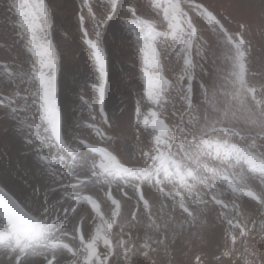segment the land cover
I'll list each match as a JSON object with an SVG mask.
<instances>
[{"label":"snow or ice","instance_id":"1","mask_svg":"<svg viewBox=\"0 0 264 264\" xmlns=\"http://www.w3.org/2000/svg\"><path fill=\"white\" fill-rule=\"evenodd\" d=\"M4 3L0 50L9 60L0 71V141L5 137L12 141L15 156L7 147L0 151V264H110L118 255L117 249L127 264L135 245L130 248L132 241L123 238L125 228L131 230L140 224L141 208L147 218L145 227L157 237L165 231L167 239L166 230L171 224L153 219L154 202L161 197L174 202V210L179 209L192 222L211 211L209 205L219 207L218 218L228 225L226 238L233 247L218 260L234 254L237 235L247 238L252 232H264V188L254 191L249 187L251 177L238 170L247 165L251 173H259L264 184V86L258 88L245 78L247 22L239 21L237 30L231 32L203 2L167 0L164 5H156L163 7L167 31L157 32L152 24L136 19V0H106L97 12L88 9L95 35L92 40L87 39L85 18L80 16L85 43L98 69L100 116L110 128L104 108V33L113 23L122 26L127 15L131 31L142 42L145 94L161 111L151 112V122L147 117L143 120L144 128L150 126L154 135L151 148L141 152L140 165L133 158L122 162L106 148H91L75 135L76 128L63 132L57 107L59 58L52 38L53 13L45 0ZM197 16L206 19L210 34L215 35L217 44L227 48L231 60L226 84H218L209 74L202 78L199 96L192 83L197 67L193 50L203 60L212 41L194 23ZM157 37H162L160 44L174 48L182 59V74L174 83L165 77ZM172 91L181 101L175 132L161 118L166 111L165 97ZM140 115L137 102L138 127ZM240 118L246 127L237 129L235 123ZM88 128L101 140L115 143L119 139L106 135L95 124ZM229 138L238 142H230ZM82 148L91 149L99 158L89 157ZM168 184L174 190L165 191ZM201 188L207 192L201 193ZM226 195H231V201L224 198ZM243 197L256 202L253 211L261 221L259 228L252 211L236 202ZM101 199L110 201L112 207L107 218L101 213ZM133 199L137 211L125 216L123 204ZM89 217L99 223L85 238L84 223ZM114 224L120 229L115 243L109 238ZM146 236L143 249L151 248L152 236L147 232ZM101 242L103 253L98 250ZM154 242L160 245L165 241L157 238ZM197 264H201L200 257ZM245 264L254 262L246 260Z\"/></svg>","mask_w":264,"mask_h":264},{"label":"rangeland","instance_id":"2","mask_svg":"<svg viewBox=\"0 0 264 264\" xmlns=\"http://www.w3.org/2000/svg\"><path fill=\"white\" fill-rule=\"evenodd\" d=\"M45 2L48 3L49 10L53 13L52 38L57 45L59 58L56 73L57 107L61 113L63 132L69 133L71 128H76L75 135L83 139L91 148H106L122 159V162L133 158L142 165L141 152L151 148L154 135V130L150 126L144 128L143 120L147 117L151 122V112L159 113L161 109L148 100L145 94L147 86L143 75V54L140 51L142 42L131 31L128 16L123 17L124 24L122 26L119 23H113L111 28L104 33L101 42L107 60L104 108L109 123L112 125L110 128L109 125L103 124V118L100 116L98 69L95 66L94 58L90 56V46L85 43L79 19L81 15L84 16L83 27L89 33L87 39L94 40L95 35L92 31L88 9L91 7L93 12H97L101 5L106 3V0H45ZM136 2L138 4L136 17L138 21L142 20L146 25L152 24L156 27L157 32L167 31L163 7L156 6L157 4H166L167 0H136ZM196 2H203L205 6H210L209 11H213L217 19L231 32L237 30L239 21L248 23L249 28L244 34L245 78L258 88L264 86V0H196ZM4 8V0H0V23L3 22ZM194 23H197L199 31L209 35V39L212 41V47L203 60L196 56L195 49L193 50V58L197 67L195 80L192 83L196 95L199 96V85L202 78L206 79L209 74L217 79L218 84H226L225 77L231 71V60L227 48L217 44L215 35L210 34L206 19L201 20L197 16ZM206 30L208 31L206 32ZM161 39L162 37H157V47L162 53L161 62L164 66V74L170 82L174 83L182 74V59L176 54L174 48L160 44ZM8 60V55L0 50V71L3 69L4 62ZM137 102H139L141 112L139 127L135 117ZM164 104L166 111L161 118L165 119V123L169 124L175 132V125L179 122L180 117L178 110L181 109V101L175 91L165 97ZM201 111H203V107ZM187 119L186 115L185 121ZM89 124L100 127L108 136L119 137L118 141L113 143L109 140H101L88 128ZM235 127L237 129L246 127L242 118L239 123H235ZM214 135L223 136V134ZM229 139L230 142H238L232 138ZM240 146L246 145L241 144ZM4 147L12 151L15 156L14 145L6 137L0 141V151ZM81 150L88 153L89 157L99 158L98 154L92 152L91 149L82 148ZM176 151L177 148L174 145L173 152ZM238 170L251 177L249 187L254 191L259 192L261 188H264V184H261L259 180V173H251L247 169V165L239 167ZM175 179L178 181V178ZM169 190H174L172 184L165 186V191ZM200 191L206 193L207 189L201 188ZM129 194L131 195L130 190ZM117 198H119L118 194ZM205 198L208 197L205 196ZM224 198L229 201L232 199L231 195H226ZM236 202L252 211L257 228H259L261 221L253 211L256 202L248 197L237 199ZM209 208L211 211L192 222L191 218L185 219L186 214H182L179 209L174 210V202L170 199L164 200L161 197L159 200H155L153 219L159 224H164L166 221L171 224V227L166 230V240L165 231H161L157 237V233L150 232L145 227L147 218L141 208L139 212L140 224L131 230L125 228L123 238L132 241V244L129 245L130 248L133 244L135 245V248L129 252L127 264H197V257L201 258V264H245L246 260L253 261L254 264H264V232L260 231L250 233L247 238L237 235L234 254L220 260L217 259L227 248L233 246L226 238L228 225L218 218L219 207L209 205ZM111 210L110 201L101 199V213L105 218L110 215ZM122 211L125 216L137 211L135 200L126 201ZM98 223L99 220L94 217H89L85 221V238L94 232ZM248 227L251 228L252 225L249 224ZM119 231V225L114 224L109 237L114 243L116 239L120 238ZM146 232L152 236L149 249H143V243L147 239ZM157 238L165 242L157 245L154 242ZM69 242L78 243V241ZM245 248L248 250L245 251ZM98 250L101 253L105 251L102 242L98 245ZM145 251L148 252L147 256L144 255ZM117 253L118 255L112 258L110 264H125L122 251L117 249Z\"/></svg>","mask_w":264,"mask_h":264}]
</instances>
